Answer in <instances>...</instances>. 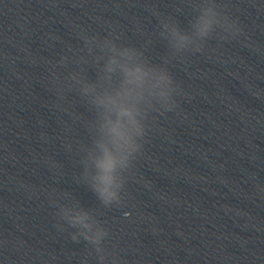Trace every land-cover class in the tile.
Here are the masks:
<instances>
[{
	"label": "clouds",
	"instance_id": "obj_1",
	"mask_svg": "<svg viewBox=\"0 0 264 264\" xmlns=\"http://www.w3.org/2000/svg\"><path fill=\"white\" fill-rule=\"evenodd\" d=\"M170 33L168 37L176 51L193 45V36L181 30L174 23L163 25ZM197 42L195 50H200L201 41L210 37L216 27L225 32L235 28V22H229L227 16H221L213 3H207L191 24ZM88 53L93 47L99 48L96 62L104 60L98 79L104 81V87L98 88L96 82H88L76 73L70 79L79 85V91L90 100L96 112L92 124L94 129L93 145L87 149V160L95 167L91 187L104 205L120 202L126 175L132 162L141 152L142 141L146 133L147 112L159 105L164 111L175 105L173 94L176 85L171 74L163 67L150 64L143 54L135 48L118 46L105 38L85 37ZM114 78L118 80L114 83ZM87 171V170H86ZM62 218L79 234L95 246L101 262L105 260L101 246L107 232L95 226L91 214L83 208L73 211L70 207L61 208ZM125 215H130L125 213ZM73 240L77 239L74 235Z\"/></svg>",
	"mask_w": 264,
	"mask_h": 264
}]
</instances>
